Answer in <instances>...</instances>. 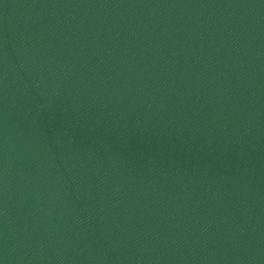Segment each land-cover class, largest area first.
<instances>
[{"label":"water","instance_id":"95a60500","mask_svg":"<svg viewBox=\"0 0 264 264\" xmlns=\"http://www.w3.org/2000/svg\"><path fill=\"white\" fill-rule=\"evenodd\" d=\"M0 264H264V0H0Z\"/></svg>","mask_w":264,"mask_h":264}]
</instances>
